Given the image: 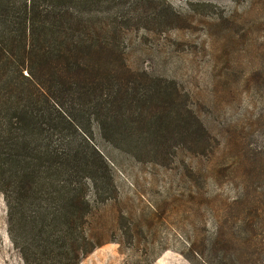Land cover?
<instances>
[{
  "label": "rangeland",
  "instance_id": "374dc122",
  "mask_svg": "<svg viewBox=\"0 0 264 264\" xmlns=\"http://www.w3.org/2000/svg\"><path fill=\"white\" fill-rule=\"evenodd\" d=\"M117 1L98 17L119 33L136 80L162 94L143 98L111 139H89L116 191L97 212L109 241L79 264H190L187 238L223 202L263 203L264 0ZM6 219L0 197V264H23Z\"/></svg>",
  "mask_w": 264,
  "mask_h": 264
},
{
  "label": "trees",
  "instance_id": "16d2710c",
  "mask_svg": "<svg viewBox=\"0 0 264 264\" xmlns=\"http://www.w3.org/2000/svg\"><path fill=\"white\" fill-rule=\"evenodd\" d=\"M109 1L118 3L0 0V197L23 264H79L109 241L97 212L116 185L89 139H111L143 98L162 94L126 67L119 33L98 17ZM262 200L223 202L207 228L192 230L183 256L190 264H264Z\"/></svg>",
  "mask_w": 264,
  "mask_h": 264
}]
</instances>
